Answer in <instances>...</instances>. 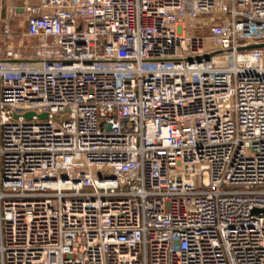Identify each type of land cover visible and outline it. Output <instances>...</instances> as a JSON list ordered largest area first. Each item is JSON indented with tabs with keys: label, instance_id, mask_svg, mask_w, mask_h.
Wrapping results in <instances>:
<instances>
[{
	"label": "built area",
	"instance_id": "obj_1",
	"mask_svg": "<svg viewBox=\"0 0 264 264\" xmlns=\"http://www.w3.org/2000/svg\"><path fill=\"white\" fill-rule=\"evenodd\" d=\"M26 35L0 264H264V0H39Z\"/></svg>",
	"mask_w": 264,
	"mask_h": 264
},
{
	"label": "rangeland",
	"instance_id": "obj_2",
	"mask_svg": "<svg viewBox=\"0 0 264 264\" xmlns=\"http://www.w3.org/2000/svg\"><path fill=\"white\" fill-rule=\"evenodd\" d=\"M13 24H9L11 31L14 33L11 39L4 35V23L0 20V57L6 56V53L11 50L17 57H30L34 55L33 46L36 45V40L26 36V25L23 21L16 18Z\"/></svg>",
	"mask_w": 264,
	"mask_h": 264
},
{
	"label": "crops",
	"instance_id": "obj_3",
	"mask_svg": "<svg viewBox=\"0 0 264 264\" xmlns=\"http://www.w3.org/2000/svg\"><path fill=\"white\" fill-rule=\"evenodd\" d=\"M38 6L39 0H0V20H8L14 25L16 18H19L26 25L28 17L34 15Z\"/></svg>",
	"mask_w": 264,
	"mask_h": 264
},
{
	"label": "water",
	"instance_id": "obj_4",
	"mask_svg": "<svg viewBox=\"0 0 264 264\" xmlns=\"http://www.w3.org/2000/svg\"><path fill=\"white\" fill-rule=\"evenodd\" d=\"M258 47H264V45H260V46H258ZM251 48H256V47H251ZM23 63H25V61L5 60V61L3 62V64H5V65H12V66H18V65H21V64H23ZM32 116H33L32 113H28L27 115H25L26 119H31ZM46 117H47L46 114H43V115H40V116H39L40 119H43V118H46ZM261 212L264 213V211H261ZM259 213H260L259 210H254V211H253V214H259Z\"/></svg>",
	"mask_w": 264,
	"mask_h": 264
}]
</instances>
